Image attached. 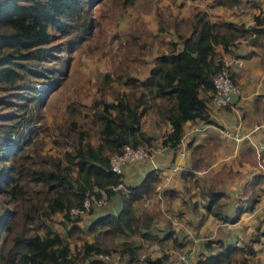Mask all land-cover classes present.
<instances>
[{
  "label": "trees",
  "instance_id": "16d2710c",
  "mask_svg": "<svg viewBox=\"0 0 264 264\" xmlns=\"http://www.w3.org/2000/svg\"><path fill=\"white\" fill-rule=\"evenodd\" d=\"M102 1H0V194L7 203L0 217V264H111L95 256L111 251L137 261L139 244L130 237H159L150 230L152 213H137L134 204L155 192L159 169H149L136 184L124 183L125 189H114L122 178L110 168V156L120 152L125 143L152 144L153 136L142 129V116L150 109L171 126L161 144L176 146L186 120H212L209 100L214 74L221 66L216 57L235 54L231 46L243 38L259 44L264 53V10L253 15V25L246 26L224 18L213 20L206 9L196 7L189 15L174 18L175 38L166 42V51L152 57L145 76L127 66L116 68L115 77L105 73L101 94L90 104L70 101L66 115L53 123L55 130L50 132L38 123L40 108L47 92L62 82L71 50L80 38L92 33L93 7ZM221 3L229 4L228 0ZM158 29H164L163 22L158 23ZM56 32L65 39L54 41ZM60 48L63 53H57ZM113 78L125 87L110 84L105 89L106 81ZM78 114L86 118L80 121ZM42 134H47L59 151L44 150ZM212 146L193 147V169L205 165L203 158L209 156ZM99 188L108 196L120 193L122 206L116 213L94 217L87 229L96 233L88 240L79 233L83 229L78 223L80 215L69 209L80 206L88 193L98 194ZM164 191L173 194L171 189ZM218 196L212 193L205 206L213 203L220 207ZM57 212L63 215L65 234L52 227ZM213 213L227 221L238 218L215 209ZM212 242L220 248L201 253L195 264L231 261L236 245L209 238L207 250ZM167 257L162 253L143 257L138 263L164 264Z\"/></svg>",
  "mask_w": 264,
  "mask_h": 264
},
{
  "label": "crops",
  "instance_id": "0c3cea01",
  "mask_svg": "<svg viewBox=\"0 0 264 264\" xmlns=\"http://www.w3.org/2000/svg\"><path fill=\"white\" fill-rule=\"evenodd\" d=\"M198 5L199 4L196 2L194 3V6ZM199 8L206 9L209 12L210 18L213 20L225 18L237 23L243 22L246 26H251L254 23L253 15L264 10V5H261L258 9H253L251 15H242V17L238 14H231L230 11H228L230 15L226 16L227 13H223L224 11L222 8L215 10V14L210 13V6L208 7L206 3L200 5ZM222 13L223 16L226 17H221ZM216 14L219 16L215 18ZM216 47L218 50H221L222 45L218 44ZM231 48L236 55L243 59L242 67L233 71L238 91L235 93L232 103L226 107H212L209 111V117L212 119L210 121L199 118L186 120L184 123L183 137L179 143L173 147L161 144V138L171 127L170 123L166 120H161L153 109L146 111L142 116V129L153 136L152 144L158 146V153L154 159H138L125 164L123 168V181L125 184H136L142 180L149 169H159L160 179L156 184V190L153 194H156L161 200L164 199L159 206L163 213L171 212V219L176 224V231L170 234L169 229H162L155 224L154 229L150 230L159 238H143L138 235H132L130 238L139 244L137 253L141 247V242L145 239H151L154 243H167L170 241L171 243L165 252L173 251V243H175L177 247H180L178 249L183 247L188 249L187 252H185L186 249L181 252L177 250L173 251L176 255V259L171 262L172 255H169L164 264L181 263V253L184 254V259L194 262L201 253L210 250L214 252L220 248L217 242H212L210 249L207 250L205 246V241L207 239L204 240L202 237L198 236L200 234H195L196 231H192L191 229H196L198 231L197 228L204 229L206 226L209 227V225H211L217 232V230L220 229L219 226L225 224L228 226H230V224H239L240 213L254 214V220L260 210V199L264 196V53L261 51L262 49H258L260 48L259 44L242 43L238 41L231 46ZM151 65L152 59L149 61L148 67L142 75L136 74L141 77L145 76ZM236 126L239 127V131L243 136L240 140H234L232 137H227L221 132L222 128L232 129ZM196 144H213V146L211 147L209 156L203 158L205 165L200 167L197 166L196 169H193V147ZM255 144L260 148L255 146ZM253 146L255 147L257 156H254ZM259 149L263 154V163L258 160L262 168L258 167L260 165L257 163ZM246 152H251V161L241 157V154ZM229 156H240L241 165H237L243 170L244 177L240 178L236 183H234L232 179H228L231 176L232 168L231 165L225 162L228 161ZM249 167H251L250 172L248 170ZM189 171L192 173H189ZM232 184L238 185V188L235 189L236 191L242 188V192L238 195H234L235 191H233V188H235V186ZM167 188L171 189L173 194L171 193V195H169L165 192L164 190ZM212 193H219L217 202L221 204L220 207L213 203L210 204V207L205 206V203L212 198ZM243 193H245V195L239 197ZM145 197L147 196L141 197V199ZM241 199L244 203L243 206L238 205ZM170 201L171 205L169 204ZM136 202L134 204L135 211L140 213L141 211L137 207ZM121 206V195L118 192H114L109 196L106 203H95L90 211L82 213L78 223L83 228L82 234L85 238L92 240L96 233V231L87 229L94 217L105 212L116 213L120 210ZM213 209L219 210L222 214L227 216L239 215L235 221H227L217 218L213 213ZM3 213L4 211L2 209L0 211V217ZM57 214L62 216V213L57 212L53 215V218ZM175 215L179 216V219H175ZM211 218L216 220L214 225L208 223ZM183 226L185 228L184 230L179 229ZM258 226L259 222L254 225V228L252 226L250 228L259 229ZM52 227L56 231L63 234L66 233V229H56L53 221ZM155 227L159 229H155ZM260 229H264V224H262ZM263 232L264 230H262L261 233L259 231H251L250 234H253L251 239L249 237H242V235L239 234V238L236 237V239H234L236 241H232L230 240L231 236H233L231 231L228 229L220 230V234L215 238L221 239L226 246L234 244L237 247L232 252L231 261L228 263L224 262L223 264L233 263L236 260L237 256L235 257V252L238 249H240L241 253L239 255L241 256L235 262L236 264H254L256 259H249V256L254 255L264 247V243L262 245L260 244L258 247L255 245V242H264V239H262V237L264 238ZM167 233L171 236L168 237ZM171 237L175 238L176 241H173L174 239L172 240ZM247 238H249L250 241L246 240ZM119 239L122 238L120 237ZM155 247H159V244H156ZM176 253H178V255ZM158 255L159 253L155 256ZM257 255L258 254H256V256ZM137 258L139 262L141 256ZM244 258L245 260L243 261ZM137 261L130 260L128 255L124 254L121 264H138Z\"/></svg>",
  "mask_w": 264,
  "mask_h": 264
},
{
  "label": "rangeland",
  "instance_id": "374dc122",
  "mask_svg": "<svg viewBox=\"0 0 264 264\" xmlns=\"http://www.w3.org/2000/svg\"><path fill=\"white\" fill-rule=\"evenodd\" d=\"M221 1L225 0H103L102 2L95 4L93 7L95 23L92 33L86 37L80 38L78 44L69 53L67 71L58 87L47 92V98L44 100V104H42L40 108L38 123H40L42 127H48L47 129H49L50 132H53L55 130L54 126H52L53 123L61 120L63 116L66 115L67 104L70 103V101L77 100L90 104L94 97L101 94L99 86L103 85L105 73H110L115 77L116 74L113 71L116 68L121 69L127 66L131 72L142 75L146 71L152 57L156 53L166 51L168 49L166 42L169 39L175 38L171 25L174 18L189 15L196 7H200V5L205 3L208 7L210 6V13L215 14V10L222 8L224 11L223 13H227L226 16L230 15L228 13V11H230L231 14L241 15L240 17H242V15L249 16L252 14L253 9H258L261 5H264V0H237L235 3H230L231 0H228L229 4L226 5L222 4ZM195 2L199 5L194 6ZM223 13L221 17H226L223 16ZM217 16L219 15L216 14L215 18ZM159 22L164 23V29H158ZM61 38L65 39V36L56 32L54 41H58ZM239 42L248 43L244 38L239 40ZM258 49L260 50L262 47L260 46ZM57 53H63V50L60 48V51ZM235 83L237 82L235 81ZM110 84L119 89L125 87L116 78H113L110 82L106 81L105 89H108V85ZM111 97L110 92H107V98L111 99ZM85 118V114H78V119L80 121H83ZM232 129H234V127ZM41 136H44V150L53 153L59 151L60 148L51 143L47 134H42ZM255 146L260 148L256 144ZM253 152L254 156H257L255 147L253 148ZM258 153L257 163L258 160L263 163V154L260 152V149L258 150ZM241 157L247 158L251 161V152L243 153L241 154ZM225 163L231 165L232 168L231 176L228 179H232V181L236 183V181H239L240 178L244 177L243 170L239 168V165H241L240 156H229L228 161ZM258 165L260 164L258 163ZM258 167L262 168L261 165ZM248 170L250 172L251 167H249ZM232 185L235 186V188H233V191H235L234 195H238L242 192V188L239 190L237 189V191L235 190L238 188V185ZM242 195H245V193L241 194L239 197H242ZM108 199L109 197H107L106 202ZM163 200L159 199L156 194H151L138 200L136 205L140 211L145 210L152 213V229H154L156 224L162 229H169L170 234H172L176 231V224L171 219V212H162L159 205L162 204ZM171 201L169 203L170 205ZM238 205H244L242 199L239 200ZM6 208L7 203L3 200V196L0 194V211L2 209L4 211ZM253 215L254 214L250 213H240L239 224H230V226L225 224L223 225L224 227L219 226L220 229H218L217 232L211 225H209V227L206 226L204 229L197 228L199 232L196 229L191 230H195V234H200L198 236L202 237L204 240L215 238L220 234V230L223 229L231 231L233 236H231L230 240L232 241L236 239V237L239 238V234L242 235V237H249L251 239L253 235L252 233L250 234L251 231H259L261 233V231L264 230L260 229L262 224H264V196L260 199V210L254 220ZM175 216V219H179V216ZM62 218L63 215L61 216L59 214L53 218V224L56 229H66L65 225L62 223ZM215 221L216 220L211 218L208 223L214 225ZM257 222H259V229H251L250 227L252 226L254 228V225ZM155 229L159 228L155 227ZM179 229L184 230L185 228L183 226ZM79 233L85 237L82 234V230ZM171 238L173 240V237ZM249 238L246 240L250 241ZM262 239L264 238L262 237ZM70 241L73 246L74 240H71L70 238ZM78 241L80 242L81 240H77V242ZM155 243L151 239L143 240L141 242V247L138 250V256L150 258L158 253L159 255L165 253L168 256L172 255V262L176 259V255L173 251L177 250L181 252L186 249V247L178 249L180 247H177L175 243H173V251L165 252L171 243L170 241L167 243H156L159 244V247H155ZM263 243L264 242H255V245L258 247ZM187 250L188 249H186L185 252H187ZM178 253L176 254L178 255ZM240 253V249L235 252V257L237 256L236 260L231 264H236L235 262L241 256L239 255ZM256 254L258 255L256 256ZM252 258L256 259L254 264H264V247L254 255L249 256V259ZM139 263L142 262L139 261ZM182 263L183 262H179L178 264Z\"/></svg>",
  "mask_w": 264,
  "mask_h": 264
},
{
  "label": "built area",
  "instance_id": "2783aa9c",
  "mask_svg": "<svg viewBox=\"0 0 264 264\" xmlns=\"http://www.w3.org/2000/svg\"><path fill=\"white\" fill-rule=\"evenodd\" d=\"M2 1V0H0ZM216 59L221 63V66L216 71L213 77L214 89L211 92L209 108L212 107H226L231 104L235 93L238 91L237 84L235 83L232 72L242 67V57L235 54H220ZM221 132L227 137H232L234 140H240L243 136L239 131V127L234 129L222 128ZM158 153V146L145 143L133 145L131 143H125L120 152L113 153L110 156V168L115 172L121 174L122 180L113 185L114 189H125L123 181V168L125 164L133 162L138 159H154ZM108 194L104 188H99V193H88L80 206H73L69 209V212L73 215H81L88 212L93 204H104L107 200ZM96 257L103 258L109 261L111 264H121L123 255L118 251H111L105 253H97ZM182 258V264H195L193 261L184 259V254H180ZM143 257L141 256V259Z\"/></svg>",
  "mask_w": 264,
  "mask_h": 264
}]
</instances>
